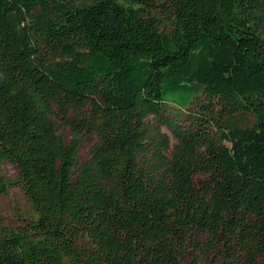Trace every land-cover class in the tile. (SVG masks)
Segmentation results:
<instances>
[{"label":"trees","instance_id":"obj_1","mask_svg":"<svg viewBox=\"0 0 264 264\" xmlns=\"http://www.w3.org/2000/svg\"><path fill=\"white\" fill-rule=\"evenodd\" d=\"M4 161L0 264H256L264 0H0Z\"/></svg>","mask_w":264,"mask_h":264},{"label":"rangeland","instance_id":"obj_2","mask_svg":"<svg viewBox=\"0 0 264 264\" xmlns=\"http://www.w3.org/2000/svg\"><path fill=\"white\" fill-rule=\"evenodd\" d=\"M91 0H77L78 3H85ZM123 1V0H117ZM153 125L159 127L155 121H151ZM58 135L65 144H69L72 139V132L69 127H66L62 123H57ZM162 134L169 138L171 144L174 143V139L169 131L164 127H159ZM80 145L78 147V160L80 163L89 159V150L91 146L96 142L94 135L89 133H83L79 136ZM0 176H4L8 179H15L17 172L13 164L4 161L0 164ZM31 208L25 195L19 187L9 188L6 195L0 196V217L6 226L17 227L22 225L25 220L30 218ZM256 264H264V258L260 259Z\"/></svg>","mask_w":264,"mask_h":264}]
</instances>
